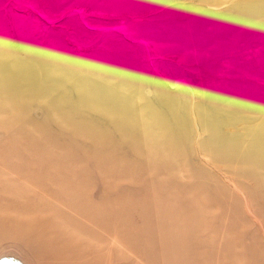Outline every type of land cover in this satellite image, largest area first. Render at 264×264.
I'll return each mask as SVG.
<instances>
[{
  "label": "rangeland",
  "instance_id": "1",
  "mask_svg": "<svg viewBox=\"0 0 264 264\" xmlns=\"http://www.w3.org/2000/svg\"><path fill=\"white\" fill-rule=\"evenodd\" d=\"M2 258L264 264V0H0Z\"/></svg>",
  "mask_w": 264,
  "mask_h": 264
},
{
  "label": "water",
  "instance_id": "2",
  "mask_svg": "<svg viewBox=\"0 0 264 264\" xmlns=\"http://www.w3.org/2000/svg\"><path fill=\"white\" fill-rule=\"evenodd\" d=\"M0 264H16V263L9 258H2L0 259Z\"/></svg>",
  "mask_w": 264,
  "mask_h": 264
},
{
  "label": "bare ground",
  "instance_id": "3",
  "mask_svg": "<svg viewBox=\"0 0 264 264\" xmlns=\"http://www.w3.org/2000/svg\"><path fill=\"white\" fill-rule=\"evenodd\" d=\"M18 230H19V229H18ZM18 230H17L16 232H17V234H18L21 238L24 237V236L27 237V236L25 235V234H27V233L24 234L22 231H20V230L18 231Z\"/></svg>",
  "mask_w": 264,
  "mask_h": 264
}]
</instances>
